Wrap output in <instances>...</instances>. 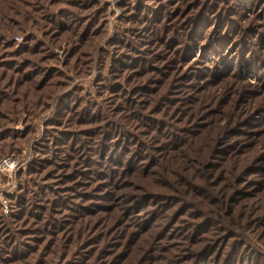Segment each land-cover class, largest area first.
<instances>
[{
  "label": "rangeland",
  "instance_id": "1",
  "mask_svg": "<svg viewBox=\"0 0 264 264\" xmlns=\"http://www.w3.org/2000/svg\"><path fill=\"white\" fill-rule=\"evenodd\" d=\"M0 264H264V0H0Z\"/></svg>",
  "mask_w": 264,
  "mask_h": 264
},
{
  "label": "built area",
  "instance_id": "2",
  "mask_svg": "<svg viewBox=\"0 0 264 264\" xmlns=\"http://www.w3.org/2000/svg\"><path fill=\"white\" fill-rule=\"evenodd\" d=\"M14 162L9 157L0 159V171H11L14 167Z\"/></svg>",
  "mask_w": 264,
  "mask_h": 264
}]
</instances>
